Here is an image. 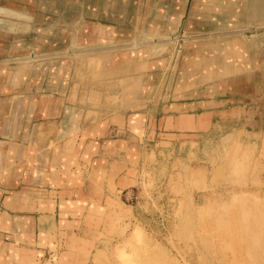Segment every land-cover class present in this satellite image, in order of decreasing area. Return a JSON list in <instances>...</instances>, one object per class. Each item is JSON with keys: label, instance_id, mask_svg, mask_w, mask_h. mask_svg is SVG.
Listing matches in <instances>:
<instances>
[{"label": "rangeland", "instance_id": "obj_1", "mask_svg": "<svg viewBox=\"0 0 264 264\" xmlns=\"http://www.w3.org/2000/svg\"><path fill=\"white\" fill-rule=\"evenodd\" d=\"M221 1L0 0V8L31 17L0 12L2 29L18 25V39H30L36 27L50 29L51 37L65 34L70 46L78 36L75 48L34 56L65 60L67 87L74 81L93 87V79L127 65L123 53L139 66L106 76L115 92L133 76L151 80L145 127L139 133L112 128L124 141L108 153L119 157L117 175L124 168L126 184L118 185L117 175L101 180L107 192L94 195L93 226L89 210L76 246L68 235H52L39 247L69 253L65 264H264V26L227 23L218 16ZM123 18L127 30L107 42L93 30L94 24L119 26ZM237 42L243 63L228 60L234 73L185 86L189 52L219 57ZM134 107L123 114L136 113ZM94 182L99 186V178ZM4 239L16 247L30 243Z\"/></svg>", "mask_w": 264, "mask_h": 264}, {"label": "crops", "instance_id": "obj_2", "mask_svg": "<svg viewBox=\"0 0 264 264\" xmlns=\"http://www.w3.org/2000/svg\"><path fill=\"white\" fill-rule=\"evenodd\" d=\"M0 12L30 17L11 8H0ZM116 25L94 24L93 30L107 42L115 38V32L128 28L124 18ZM17 29L16 24L4 25V29L0 25V237H22L30 243L16 247L14 242L0 241V263L65 264L69 253H54L39 245L52 235H68L72 245H77L80 238L75 235L86 231L89 210L92 215L93 206L98 208L97 197L107 192L101 180L114 181L120 169L115 164L119 157L108 153L111 145L124 141L113 129L123 126L139 133L145 127L144 100L151 93V80L144 74L133 76L121 93L115 92L113 80L106 76L127 75L139 66L123 53L120 62L127 65L106 71L95 84L93 79V87L81 88L76 81L67 87L65 60L34 58L35 54L65 51L70 46L66 35L51 37L50 29L36 27L30 39H18L13 35ZM73 31L82 32V27ZM77 37L70 47H76ZM223 51L219 57L209 51L189 52L184 61L185 86L193 78L198 83L216 74L234 73L236 67L228 60L236 65L242 59ZM130 106H137V112L124 115ZM123 169L117 175L122 186L127 175ZM98 178L96 187L93 182ZM89 223L93 226V215ZM55 256H60L57 261H53Z\"/></svg>", "mask_w": 264, "mask_h": 264}, {"label": "bare ground", "instance_id": "obj_3", "mask_svg": "<svg viewBox=\"0 0 264 264\" xmlns=\"http://www.w3.org/2000/svg\"><path fill=\"white\" fill-rule=\"evenodd\" d=\"M235 1L234 0H223L220 3L221 6L218 4L219 7H221V9H222L221 13H218V16L221 17L222 20H227V23L231 22V23H233L234 26L238 25L239 27L242 26L240 24L243 22H244L243 26H246L249 24H251V25L254 24L256 26H264V0H237V3ZM239 3H240V5H239ZM240 7H241V11H240ZM238 20H239V22H237ZM242 20H244V21L241 22ZM253 34L254 33H247L246 35L248 37H251ZM152 38H154V37H152ZM238 45L239 44L230 43L228 45V47H226L223 52L227 53L228 55H229V53L235 54V55L239 56L240 59H242L243 55L239 52L240 50L238 51ZM70 49H71V47H70ZM74 54H76V53H74Z\"/></svg>", "mask_w": 264, "mask_h": 264}]
</instances>
